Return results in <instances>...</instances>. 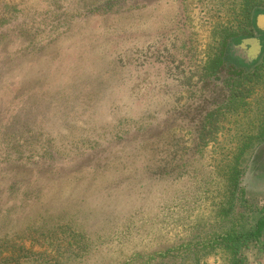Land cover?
<instances>
[{
    "label": "rangeland",
    "instance_id": "1",
    "mask_svg": "<svg viewBox=\"0 0 264 264\" xmlns=\"http://www.w3.org/2000/svg\"><path fill=\"white\" fill-rule=\"evenodd\" d=\"M245 1L0 0V264H65L75 242L73 264H234L220 237L264 221V139L239 156L264 82L228 110L212 67ZM240 254L264 264V230Z\"/></svg>",
    "mask_w": 264,
    "mask_h": 264
},
{
    "label": "trees",
    "instance_id": "2",
    "mask_svg": "<svg viewBox=\"0 0 264 264\" xmlns=\"http://www.w3.org/2000/svg\"><path fill=\"white\" fill-rule=\"evenodd\" d=\"M110 2L111 1H109V3ZM260 6H261L260 2H257V0L245 1V5H244L245 9H243L245 12V14L243 15L245 17L244 27H241V30H239V32H232V33L226 32L225 35H223L224 37L222 40L220 55L213 62L212 73L215 76H221L223 74L222 72L224 71V74L229 78V80L231 79V81H233L232 84H229L228 80L226 82L228 84L227 88L229 87V96L226 98L224 104L227 101L226 108L228 110L232 109V107L235 106V107H240L242 111L243 107L245 106L247 107V105L249 104L248 99L252 98L253 95L257 92L258 85L264 82V56L262 57L261 55V57L258 59V61L261 59L259 67L253 70H246L241 68L238 69L232 66L231 64H229V60H228L229 51L232 50V46L235 45L236 42L239 41L241 42L243 39L254 36L252 35V30L254 27V19L252 17L254 11L261 8ZM222 109L225 108L222 107ZM244 112L248 113V110H245ZM209 117L210 116H207L203 119L202 128L198 132L200 133L202 131L200 133L202 137H205L203 134L206 135L207 132H210L209 130L210 127H208ZM254 139H264V130H261L260 133L255 138H249L247 141H244V143L240 146V151H239L240 158L241 155L247 149L250 148ZM238 180H239V175L236 174L234 176L233 184H232L233 185L232 189L234 190L231 192V196L234 199H236L237 193H240V195L242 193V190L239 189ZM242 199H244L245 203L249 202V200L245 199L243 193H242ZM61 221L64 223L68 231L73 232L75 231L73 228H76V231L78 232L77 235L81 234L82 229H77L80 227V224H78L79 222H77L76 220H71V219L67 220L64 217L61 219ZM263 230H264V221L257 223V228L255 231L233 232L220 237L222 238L226 248L230 249V251L232 252L234 256L233 259L234 264H244V260L243 258L240 257L241 255L240 253L245 248H247L250 242H252L253 240H257L260 237ZM75 244H76L77 252H75V254L66 255V258H64L65 264H67L68 261L71 262L72 264L78 261L81 262L84 258H86L85 255H87V253L85 254L83 253L84 251H86L84 250L86 246H81V244L77 242H75Z\"/></svg>",
    "mask_w": 264,
    "mask_h": 264
},
{
    "label": "water",
    "instance_id": "3",
    "mask_svg": "<svg viewBox=\"0 0 264 264\" xmlns=\"http://www.w3.org/2000/svg\"><path fill=\"white\" fill-rule=\"evenodd\" d=\"M257 26L260 30H264V15H259ZM232 51L242 54L252 65L262 53V47L257 37L246 38L238 45L232 46Z\"/></svg>",
    "mask_w": 264,
    "mask_h": 264
},
{
    "label": "flooded vegetation",
    "instance_id": "4",
    "mask_svg": "<svg viewBox=\"0 0 264 264\" xmlns=\"http://www.w3.org/2000/svg\"><path fill=\"white\" fill-rule=\"evenodd\" d=\"M253 37H254V36H253ZM249 38H252V37H249ZM238 43H241V42L239 41ZM261 54H262V53H261ZM260 57H261V56H260ZM260 57H259V58H260ZM256 61H258V59H257Z\"/></svg>",
    "mask_w": 264,
    "mask_h": 264
}]
</instances>
